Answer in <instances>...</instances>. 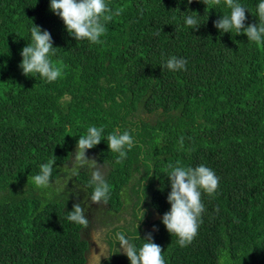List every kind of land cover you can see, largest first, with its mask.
Here are the masks:
<instances>
[{"label":"trees","instance_id":"1","mask_svg":"<svg viewBox=\"0 0 264 264\" xmlns=\"http://www.w3.org/2000/svg\"><path fill=\"white\" fill-rule=\"evenodd\" d=\"M106 2L119 15L92 44L67 32L50 0H0V264H84L91 219L116 229L127 208L126 237L139 248L151 233L166 264H264V43L214 26L230 12L224 0ZM238 2L245 26L259 23L260 0ZM192 11L198 30L185 23ZM32 23L57 47L54 82L20 68ZM171 56L186 70L167 69ZM90 126L104 129L85 155L110 185L107 204L93 203L91 167L75 158ZM125 130L135 144L116 163L106 137ZM50 160L51 185L37 187L32 177ZM177 162L219 177L216 193L202 192V223L186 247L162 223ZM76 203L87 226L67 219ZM115 263L130 260L115 252Z\"/></svg>","mask_w":264,"mask_h":264},{"label":"clouds","instance_id":"2","mask_svg":"<svg viewBox=\"0 0 264 264\" xmlns=\"http://www.w3.org/2000/svg\"><path fill=\"white\" fill-rule=\"evenodd\" d=\"M192 0H189L191 3ZM207 5L209 0H202ZM214 5H219L221 0H210ZM225 5L230 9L229 14L222 15L214 21V26L223 33H231L235 30L237 35L244 34L249 41L256 44L264 43V0L257 5V16L259 23L245 26L246 8L238 0H224ZM50 10L59 16L65 25L67 32L78 40H88L92 44L102 43L101 37L106 33L105 23L113 19V15L119 12H112L106 0H50ZM193 15L186 17L185 23L192 29L198 30L201 24L197 17L199 14L192 11ZM30 29L31 43H28L21 51L22 61L20 68L25 76L39 74L49 83L56 81L62 75V69L51 59L55 55L57 47L53 46L51 34L47 30L32 23ZM187 60L171 56L167 59L165 67L171 71L186 70ZM103 127L90 126L86 135L79 137L76 145V160L80 166L88 164L94 168L91 175L90 185H94L91 196L93 203L103 202L107 204L110 193V185L105 181L103 173L96 167L94 159L88 158L86 150L100 144ZM108 149L118 153L116 163H121L126 158L127 151H130L135 144L132 132L114 131L106 137ZM127 149V151H126ZM56 160H50L40 166L39 174L32 177L34 184L40 188H48L51 185V176ZM171 168L168 176L171 184V191L167 201L171 205L168 212L164 213L162 223L171 235L177 237L181 247L192 243L198 235L202 223V213L205 211L202 202V192L209 196L216 193L219 187V177L215 172L201 164L196 167L177 166ZM73 174H77L73 170ZM143 211V218H144ZM67 219L79 225L87 226L88 220L80 203L73 204L72 211L68 212ZM138 228V226H137ZM123 253L130 260V264H166L162 247L153 242L151 233L143 238L146 242L137 248L124 232L115 234ZM221 264L223 261L221 260Z\"/></svg>","mask_w":264,"mask_h":264},{"label":"rangeland","instance_id":"3","mask_svg":"<svg viewBox=\"0 0 264 264\" xmlns=\"http://www.w3.org/2000/svg\"><path fill=\"white\" fill-rule=\"evenodd\" d=\"M96 160V159H94ZM88 164H86L87 166ZM97 168L100 169L98 165H96ZM94 171V168L91 167V172ZM124 218V220L119 221L116 229H114V224L112 223L111 226L107 227H97L96 226V220L98 216H94L91 220L94 221L93 224H90L91 227L84 230V237L88 242V257L91 259L94 255H100L104 257L110 256L111 259H113V255L115 252H121L123 253V249L120 247L119 242L116 240L115 234L118 232H124L127 228L130 232L132 231L130 222L132 221V217L129 215V209L127 208L123 213L121 214ZM103 220H98V222H101L102 224H105ZM128 225V227H127ZM116 226V225H115ZM145 227V226H144ZM115 240V242H114ZM114 242V243H113Z\"/></svg>","mask_w":264,"mask_h":264},{"label":"flooded vegetation","instance_id":"4","mask_svg":"<svg viewBox=\"0 0 264 264\" xmlns=\"http://www.w3.org/2000/svg\"><path fill=\"white\" fill-rule=\"evenodd\" d=\"M113 257H114V255H113ZM112 260L113 259H111L110 256H108V257L101 256L100 257V255H97V254L94 255L91 259H89L88 254H86L84 264H111Z\"/></svg>","mask_w":264,"mask_h":264}]
</instances>
